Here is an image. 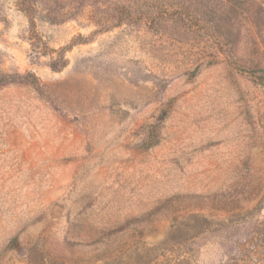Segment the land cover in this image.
<instances>
[{
  "label": "rangeland",
  "instance_id": "rangeland-1",
  "mask_svg": "<svg viewBox=\"0 0 264 264\" xmlns=\"http://www.w3.org/2000/svg\"><path fill=\"white\" fill-rule=\"evenodd\" d=\"M0 264H264V0H0Z\"/></svg>",
  "mask_w": 264,
  "mask_h": 264
}]
</instances>
